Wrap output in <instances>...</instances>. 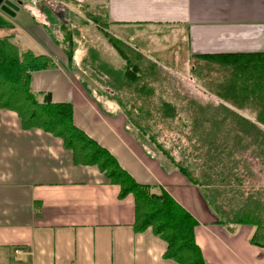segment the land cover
I'll use <instances>...</instances> for the list:
<instances>
[{
    "label": "crops",
    "instance_id": "0c3cea01",
    "mask_svg": "<svg viewBox=\"0 0 264 264\" xmlns=\"http://www.w3.org/2000/svg\"><path fill=\"white\" fill-rule=\"evenodd\" d=\"M68 1L13 0L18 8L12 14L0 9V19L11 25L0 28V37L55 63L31 74L32 91L49 93L55 103L69 102L74 125L108 150L137 183L163 187L186 209L198 223L194 236L205 264H264V247L249 243V227L228 232L217 225L193 185L141 154L125 131L122 113L107 117L111 101L100 106L75 80L57 38L60 31L73 32L69 26L75 28L77 7ZM73 2L100 13L101 26L123 38L139 35L144 27L177 30L187 57L203 64L213 62L212 55L264 52V0ZM68 41L73 45L72 35ZM200 69L206 77L212 70ZM226 70L220 68L215 84ZM118 191L96 166L73 164L58 137L37 128L24 130L16 113L0 109V264H178L163 258L166 243L150 228L133 231V197L119 199Z\"/></svg>",
    "mask_w": 264,
    "mask_h": 264
},
{
    "label": "trees",
    "instance_id": "16d2710c",
    "mask_svg": "<svg viewBox=\"0 0 264 264\" xmlns=\"http://www.w3.org/2000/svg\"><path fill=\"white\" fill-rule=\"evenodd\" d=\"M89 14L93 22L101 24L100 13ZM9 27H11L9 23L1 20L0 28ZM110 42L113 43V48L120 57L126 61V70L121 79L116 80L115 76L107 79L110 86L104 87L103 94L109 98L115 97L123 106L119 93L135 88L134 91L129 92L136 93V99L142 98L147 103L153 91L144 84L137 83L138 62L130 61L129 50L121 47L116 40ZM69 45L72 47L71 43ZM123 45L126 46L124 43ZM66 55L70 63L72 52L67 50ZM137 56L142 57L140 54ZM210 59H213L218 66L228 69L227 74L217 81L220 90L218 96L227 95L239 105L238 110L251 109L253 114L250 115L253 120L250 121L247 116H242L227 107L233 115L230 120L224 117L217 121L209 120L207 116L202 119L204 129L201 142L216 144L212 152L203 158L202 163L196 165V163L190 164L187 160H176L171 151L156 140L154 128L158 124L170 125L169 119L176 116V108L171 106V102L162 100L160 110L153 116L151 114L153 109L150 106H144V109L139 106L140 109L133 110L122 108L124 111L122 114L130 119V113H134L135 116L130 119V124L132 123L139 136L134 133L131 136L141 147L150 146L153 152L159 150L157 151L159 155L154 152L152 157H155L161 166H164L162 160H165L172 167L171 172L176 171L183 175L190 185L197 188L199 184L204 185L210 199L213 198V193L214 197L220 195L225 197V191H230L231 201L228 202L226 199L221 201L227 204L225 206L227 209L229 207L228 210L218 204V200H213L221 213V218L217 217L215 223L227 224L225 226L229 232H233V227L236 225L252 228L249 243L264 247V183L260 182L258 185L254 182V177L264 175V52L218 54L212 55ZM54 66L55 63L49 56L34 54L29 49H20L10 37H0V109L16 113L20 127L24 130L37 128L58 137L62 147L71 152L73 164L96 166L108 183L118 186L119 199L130 194L134 203L133 231L142 232L150 228L154 236L166 243L163 258L174 260L178 264H205L195 241L194 229L198 224L196 219L163 187L137 183L108 150L76 127L69 102L55 103L51 101L49 93L37 94L32 91L31 74ZM112 86L119 89L117 94L112 92ZM207 111L209 112L208 109ZM159 116L161 121H158ZM178 123L180 124V121ZM215 127L216 130L212 129ZM217 128L225 129L217 130ZM234 130L238 131V141L233 137ZM229 143H237L241 146L238 149L239 156L234 158L232 150L226 149ZM207 159L213 161V167L217 171L214 174V181L219 180L221 185L212 184L209 173L208 176L206 175ZM254 160L260 167L258 173L260 176L254 173ZM224 166H232L231 179L224 178L220 168ZM223 183L236 185V188H222Z\"/></svg>",
    "mask_w": 264,
    "mask_h": 264
},
{
    "label": "rangeland",
    "instance_id": "374dc122",
    "mask_svg": "<svg viewBox=\"0 0 264 264\" xmlns=\"http://www.w3.org/2000/svg\"><path fill=\"white\" fill-rule=\"evenodd\" d=\"M68 2L69 5L77 7L76 10L78 13L75 18V28L69 26L73 32L69 31L68 35H66L67 33L60 31L57 38L63 49L66 51L70 50L73 53V61L69 64L70 71L75 80L80 83L86 93L90 95L91 99L100 106L107 100L111 101L113 109L107 117L114 119V116L118 113H124L122 108L133 110L139 108V106L143 107V109L144 106L152 107L153 110L151 114L153 116V114L155 115L157 111L160 110L162 100L171 102V106H173L174 109L176 108V116L169 119L170 125L168 126L158 124L153 130L154 136L167 150L171 151L176 160H187L190 164L196 163V165L200 164V162L202 163L203 158L205 156L207 157L216 145L214 143L208 144L201 142L200 138L203 139L202 132L204 129L202 127V119L207 116L209 120L214 119L217 121L221 120L222 117L230 120L233 118V115L227 108L251 119L252 115L250 114H253L251 110H238L237 107H239V105L234 103L227 95L224 97L218 96L220 90L218 89V84H215L213 81V78L221 74L220 65L213 64V62H206V64H203L197 60L189 59L187 57L186 44L181 39V32L167 28L144 27L140 30L141 32L138 33L139 35L123 38L115 29L106 26L102 27L101 24L97 25L93 22L89 18L91 16L89 13L92 12L90 8L86 9V7L76 6L73 0H69ZM71 35L73 41L72 47H70L68 41V37ZM110 40H116L121 47L127 48V50H129L128 55L130 56V61L138 62L139 70L136 74L139 76V79L137 83L141 85L144 84L145 87H149L153 91L152 97L148 98L147 103L142 100V98H140L141 100L136 99V93L129 92L134 91L135 88L126 89L124 90L125 92L119 93L124 103L123 106L119 104L115 97L109 98L107 95L103 94L104 87L110 86L107 83L109 81L107 79L113 78L114 76L116 80L121 79L124 77V71L126 70V61H124L115 48H113V43L110 42ZM123 43L126 46H124ZM137 54H140L142 57H138ZM203 65H207V67L212 69L210 73L211 76L208 72V77L203 76V70L200 69ZM193 66L196 67L194 71L190 68ZM208 80L212 82L210 85H207V83H210ZM111 89L115 94L118 93L119 89L115 88V86H112ZM144 90L146 92V89ZM202 107L204 108L203 110ZM129 116L131 117L130 119H132L135 115L134 113H130ZM130 119L126 116L124 118L127 123L125 131L133 139L131 136L132 133L137 136H139V134L132 123L130 124ZM161 120L159 116L158 121ZM179 121L180 124L178 123ZM226 128L230 129L229 127ZM212 129L216 130V127ZM223 129L225 128H217V130ZM127 130H129V132H127ZM237 135L238 131L235 132L234 130L233 137L236 141L239 140ZM133 140L136 142L135 139ZM137 145L140 147L141 154L156 161L158 167L164 173H169L173 170L167 161L162 160L164 166H161L158 160L152 157L154 152L159 155L157 152L159 150L155 148L157 151L153 152V150H151L152 147L151 149L149 148L150 146L143 148L139 144ZM227 145L226 149L232 150V156L234 158L239 156L238 149L241 146L237 143H229ZM212 163V160L207 159L205 173L207 176L209 173L212 184L221 185V183L218 182L219 180L216 182L214 181V174L217 173V171ZM230 167L232 166L220 167L225 179L232 178ZM259 168L260 167L255 164L254 160V173L257 175H259ZM254 182L258 183V185L260 182L264 183V175L254 177ZM193 187L197 190L199 197L204 201L207 207V211L212 215L215 221L217 217L221 218V213L218 211L216 202L213 200H218L217 203L221 204L224 209H229V207L227 209V206H225L227 204L221 201L222 199H226L228 202L231 201L230 191H225V197L221 195L219 197H214L213 193V198L210 199L206 194L207 192L204 185L199 184V188L194 185ZM231 187L236 188V185L233 186L225 183L222 185V188ZM200 191L203 194H201ZM216 224L228 231L225 226L227 224ZM240 226L241 225L234 226L233 230H237ZM250 230L252 233V228H250Z\"/></svg>",
    "mask_w": 264,
    "mask_h": 264
},
{
    "label": "water",
    "instance_id": "95a60500",
    "mask_svg": "<svg viewBox=\"0 0 264 264\" xmlns=\"http://www.w3.org/2000/svg\"><path fill=\"white\" fill-rule=\"evenodd\" d=\"M17 8V5L10 0H0V9L6 13L12 14Z\"/></svg>",
    "mask_w": 264,
    "mask_h": 264
},
{
    "label": "built area",
    "instance_id": "2783aa9c",
    "mask_svg": "<svg viewBox=\"0 0 264 264\" xmlns=\"http://www.w3.org/2000/svg\"><path fill=\"white\" fill-rule=\"evenodd\" d=\"M10 1H13V0H10Z\"/></svg>",
    "mask_w": 264,
    "mask_h": 264
}]
</instances>
